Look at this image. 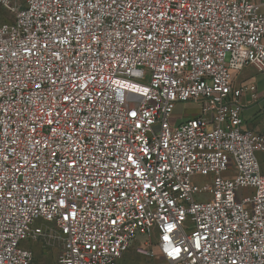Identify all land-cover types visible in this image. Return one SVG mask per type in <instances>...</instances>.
<instances>
[{"label": "built area", "instance_id": "built-area-1", "mask_svg": "<svg viewBox=\"0 0 264 264\" xmlns=\"http://www.w3.org/2000/svg\"><path fill=\"white\" fill-rule=\"evenodd\" d=\"M0 5V264H264V0Z\"/></svg>", "mask_w": 264, "mask_h": 264}, {"label": "rangeland", "instance_id": "rangeland-1", "mask_svg": "<svg viewBox=\"0 0 264 264\" xmlns=\"http://www.w3.org/2000/svg\"><path fill=\"white\" fill-rule=\"evenodd\" d=\"M10 18V14L8 13L7 10H5L3 7L0 5V24L7 19ZM252 68V67H251ZM254 69V68H252ZM257 78H262L264 77V72H257L254 69ZM234 77L236 71H232ZM260 102L257 103L253 109L249 110V113L252 111H256L257 113L261 112L264 108V98L259 100ZM199 110V105L193 102H186V103H179L175 110L174 113L171 117V124L172 126H175L186 119H188L191 116H196L198 114ZM249 113H247L248 118H249ZM249 120V119H248ZM198 183L200 185H203L205 182H210L211 177H199L196 178ZM192 225V223H190ZM191 228V227H190ZM143 238L142 236L139 237L138 239L140 240ZM137 245L139 243L136 241L129 251L124 255V257L121 259L120 264H169L168 262L165 261V259L160 256L159 254H155L154 256H148L141 251L137 249ZM30 247L34 250L35 255H36V261L37 264H59L58 263V258L60 254V248L57 246L54 247H49L43 244L42 242H36L35 244L30 245Z\"/></svg>", "mask_w": 264, "mask_h": 264}, {"label": "crops", "instance_id": "crops-1", "mask_svg": "<svg viewBox=\"0 0 264 264\" xmlns=\"http://www.w3.org/2000/svg\"><path fill=\"white\" fill-rule=\"evenodd\" d=\"M261 11L264 12V7L261 8ZM234 78L237 84L239 85H247L252 83L255 84L257 86L260 99L264 98V77L257 78L254 69H252L251 67H247L240 71H236ZM259 100L253 103L251 99V92L247 91L244 94V101L246 104H248V106L243 111V118L247 126H254L257 119L260 118L262 115H264V108L259 113H257L256 111L254 112L252 111L251 113H249V110H251V108L253 109V107L260 102ZM247 113H249L250 115L249 118ZM261 158L264 160V155H261Z\"/></svg>", "mask_w": 264, "mask_h": 264}, {"label": "snow or ice", "instance_id": "snow-or-ice-1", "mask_svg": "<svg viewBox=\"0 0 264 264\" xmlns=\"http://www.w3.org/2000/svg\"><path fill=\"white\" fill-rule=\"evenodd\" d=\"M133 115H134V113H133Z\"/></svg>", "mask_w": 264, "mask_h": 264}, {"label": "trees", "instance_id": "trees-1", "mask_svg": "<svg viewBox=\"0 0 264 264\" xmlns=\"http://www.w3.org/2000/svg\"><path fill=\"white\" fill-rule=\"evenodd\" d=\"M2 7V6H1Z\"/></svg>", "mask_w": 264, "mask_h": 264}]
</instances>
